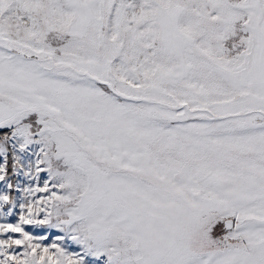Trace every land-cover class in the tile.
Masks as SVG:
<instances>
[{"label": "snow or ice", "instance_id": "snow-or-ice-1", "mask_svg": "<svg viewBox=\"0 0 264 264\" xmlns=\"http://www.w3.org/2000/svg\"><path fill=\"white\" fill-rule=\"evenodd\" d=\"M0 264H264V0H0Z\"/></svg>", "mask_w": 264, "mask_h": 264}]
</instances>
